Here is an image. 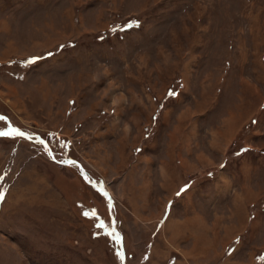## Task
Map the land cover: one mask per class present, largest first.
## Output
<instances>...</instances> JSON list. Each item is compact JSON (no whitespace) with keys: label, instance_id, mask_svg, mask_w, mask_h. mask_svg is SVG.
<instances>
[{"label":"rangeland","instance_id":"374dc122","mask_svg":"<svg viewBox=\"0 0 264 264\" xmlns=\"http://www.w3.org/2000/svg\"><path fill=\"white\" fill-rule=\"evenodd\" d=\"M0 131V264L233 262L264 222V0H0Z\"/></svg>","mask_w":264,"mask_h":264},{"label":"crops","instance_id":"0c3cea01","mask_svg":"<svg viewBox=\"0 0 264 264\" xmlns=\"http://www.w3.org/2000/svg\"><path fill=\"white\" fill-rule=\"evenodd\" d=\"M242 209V208H241ZM241 209H239V208H237L235 211H240ZM239 219V218H238ZM262 221V219L261 218H257V219H255L251 224H250V226H249V228H250V230L249 231H251L252 233V235L250 234V233H248V236L250 237V239H251V241L249 242V245H248V247L246 248L248 251H246V255L245 256H243L242 254H240V256H241V258H237V259H234V261L233 262H231V259H230V257L232 256V255H234V254H232V253H230V255H228V256H230L229 257V259L226 261V263H224V264H248L247 263V259H248V261H249V257L251 256V254L254 252V249L258 246L257 244L259 243H257V239L258 240H261L262 242H264V231H263V233H260L259 231L261 230L260 229V227H263L264 228V222L262 223L261 222ZM190 222V221H189ZM240 224V225H239ZM232 225H234V226H236V227H231V226H228L227 228H228V231L226 232V234L224 233V235H225V237H226V235H227V233H230V232H234V229L235 228H241L242 227V221H240V223H239V221H237V224L236 223H234V224H232ZM264 230V229H263ZM207 230H205V232H206ZM204 236H203V238H202V236L200 237V238H198L197 236H195V247L197 248L196 249V256H201L199 253H200V251H202L203 249H205V261L206 262H211L212 261V259L211 258H208L207 257V250L208 249H210V253L211 254H213V252H214V250H215V252L217 253V248H218V246L217 245H221V244H223L225 241H226V238L225 239H223V238H221V240L219 241V243H218V241H217V245H213V240H212V238H211V235H208V233H204L203 234ZM257 238V239H256ZM254 239H256L255 240V242H256V246L253 244L254 243ZM210 261H209V260ZM229 262V263H228Z\"/></svg>","mask_w":264,"mask_h":264},{"label":"snow or ice","instance_id":"6c2138e0","mask_svg":"<svg viewBox=\"0 0 264 264\" xmlns=\"http://www.w3.org/2000/svg\"><path fill=\"white\" fill-rule=\"evenodd\" d=\"M132 24L136 25V26H139V21L136 20V21H132L131 22ZM129 25H125L124 27L127 28ZM63 47V45L61 46ZM48 55H52V53H49ZM33 59H38V58H33ZM32 61H29V63H31ZM177 93L173 90H169V96H176ZM71 103V102H70ZM163 107V106H162ZM155 119V117H154ZM14 132L17 136H24V133L20 132L18 129H14ZM9 133L5 132V131H0V136H7ZM43 143V142H41ZM241 151H246L244 149H241ZM238 155V154H237ZM221 167H224V165H221ZM0 179H3V177H0ZM188 186L185 185L183 188L180 189L179 192L176 193V195H180L182 192L185 191V189L187 188ZM4 199V192L2 190H0V200H3ZM240 240L241 238L240 237H237V243L239 244L240 243ZM229 251L231 252L232 249H229ZM260 259H264V256L262 257H259Z\"/></svg>","mask_w":264,"mask_h":264},{"label":"water","instance_id":"95a60500","mask_svg":"<svg viewBox=\"0 0 264 264\" xmlns=\"http://www.w3.org/2000/svg\"><path fill=\"white\" fill-rule=\"evenodd\" d=\"M9 125H10V124H9ZM51 158L54 159V157H53L52 155H51ZM105 194H107V193L105 192ZM112 226H113V221H112Z\"/></svg>","mask_w":264,"mask_h":264}]
</instances>
